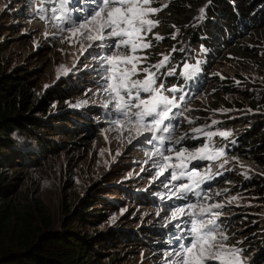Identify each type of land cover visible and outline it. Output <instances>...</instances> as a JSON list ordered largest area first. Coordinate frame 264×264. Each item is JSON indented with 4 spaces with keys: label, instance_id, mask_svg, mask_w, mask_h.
Segmentation results:
<instances>
[{
    "label": "rangeland",
    "instance_id": "374dc122",
    "mask_svg": "<svg viewBox=\"0 0 264 264\" xmlns=\"http://www.w3.org/2000/svg\"><path fill=\"white\" fill-rule=\"evenodd\" d=\"M95 2L98 0H92L90 6H85L82 12H78L75 10L74 0H69L67 8L71 23L66 24L62 19H56L62 15L59 11L60 0H0V40L6 39L9 42L13 63L37 69L38 94L41 96L49 89L55 95L59 89L68 88V84L75 83L76 87L69 89V93L62 97L53 96L46 103L50 105L51 115L71 116L81 127H85L72 138L68 137V130H64L58 123L62 130L49 129L45 137L50 143L67 142L65 149L59 152L51 150L48 144L49 152L40 154L39 160H36L38 166L16 172L18 179L12 195H16L19 207H24L33 215L32 229L42 232L59 230L66 212L73 213L81 200L87 198L92 202L87 205L88 209L103 216L87 218L93 220L92 223L80 222L79 227L73 229L77 235L85 237L86 234L97 232L92 235L95 238L100 233L110 231L133 232L142 241L140 246L125 247V244L118 245L115 239L109 245L103 238H97L90 250L94 258L99 259L102 264H108L113 253L107 251L111 250L116 252L114 254L118 260L115 264H165V254L178 246V237L182 235L181 229L175 225L181 224V228H187L188 225L183 222L190 219L184 216L172 220V211L188 203L204 206L222 203L223 209L213 211L222 212L221 227H226L229 236L226 243L242 250V264H263L264 258L259 261L258 256L264 253V243L258 247L256 240L264 235V194L258 195L255 189L245 187L241 179L260 175L264 171L242 158L232 156L225 144L236 136L235 133H246L250 129L261 130L256 122V113L242 99L245 90H249L252 95L264 94V60L256 59L254 64L251 58V65L240 66L236 60L237 45L231 52L224 51L208 70L202 71V74H209L198 93L189 95L187 100L184 99L185 91L165 93L169 97H176L175 103L179 105L172 108V112L176 113L171 121L173 132L157 131V139L152 143H147L146 138L153 133L145 132L138 140L133 139L129 143L134 135L128 131L132 125L116 111L111 94L101 90L105 67L102 66V61L93 58L104 55L107 50H101L94 45L81 55V44H86L87 41L81 36L72 37L67 30L73 24L83 22L89 10L95 7ZM161 3H164L163 0H157L153 6L159 7ZM53 9L57 11L53 12ZM160 12L155 17L159 20ZM160 26L153 31L162 36ZM258 31L254 29L237 43L240 48L247 47L258 58H262L264 34ZM151 35L149 34V38ZM160 42L161 40H154L151 48L138 52V55L148 56V60L140 67L156 64L152 63L151 58L156 44ZM169 54L171 56L172 51L164 53ZM203 63V52L200 48L196 49L188 55L184 64L198 66L199 71H190L185 76L182 75L185 71L184 64L171 56L166 66L159 70L158 76L161 77L164 73L173 76L180 70L181 76L189 80L194 74H200ZM61 66L68 71H59ZM170 71L171 74H167ZM143 75L140 73L138 78ZM216 80L222 84L233 83L236 87V92L225 97L226 104L218 107L209 98L212 95V81L215 83ZM157 82L160 83V79ZM105 103H108V107L103 106ZM132 111L135 112L136 109ZM245 115L252 119L242 120ZM116 120L122 121L123 127L116 124ZM149 120L151 117L146 118L145 123ZM195 128L202 129V132H193L192 129ZM208 132L217 134L209 140L205 135ZM221 132L229 135H219ZM79 135L85 140H75ZM161 136L164 137L163 144L159 139ZM169 136L173 139L169 140ZM181 136L185 139L176 144L175 139ZM72 140L85 145L78 147L69 144ZM204 144H208L213 152L223 149L224 154L215 160H198L195 165L188 164L189 170L195 166L202 175L210 172L213 178L205 180L197 189L200 196L191 192L179 193L186 196L185 199H179L176 195L178 187L188 183V180L186 177L171 180L172 169L157 176L159 165L165 163L163 157L156 154L157 150L171 156L170 162L176 164V150L183 147L191 151ZM168 149L172 151L169 152ZM176 170L179 172V169ZM205 194L207 196L204 198ZM232 197L236 199L233 200ZM101 198L105 200H99ZM164 205L166 209H162ZM160 227L167 231L171 229L170 232L173 233L172 238L168 233L161 237L163 240L160 242L165 245L156 248L154 246L159 245L160 235L151 231ZM171 240L177 242L171 243ZM149 243L155 244L154 248ZM117 246L121 248H116ZM96 252L102 256H96Z\"/></svg>",
    "mask_w": 264,
    "mask_h": 264
},
{
    "label": "trees",
    "instance_id": "16d2710c",
    "mask_svg": "<svg viewBox=\"0 0 264 264\" xmlns=\"http://www.w3.org/2000/svg\"><path fill=\"white\" fill-rule=\"evenodd\" d=\"M163 2L161 4H167L160 12V27L164 39L156 44V50L151 58L152 63H157L162 53L175 48L176 51H172L171 56L184 64L189 54L202 47L205 51V60L201 73L194 74L188 80L197 87V93L208 79L209 73L202 74V71L208 70L214 60L224 51L233 50L235 45L236 60L240 66L251 65V58L253 62L256 59L264 60V53L262 58H258L250 49L240 48L237 43L254 29L264 34V0H163ZM13 59L9 42L6 39L0 40V264H102L90 253L97 238H103L109 245L111 240L115 239L118 245L125 244V247L140 246L142 242L140 236L133 232L110 231L100 233L95 238H92V235L97 232L92 235L86 234L85 237L77 235L73 229L78 228L80 222L92 223L94 221L87 218L103 216L88 209L87 205L92 202L87 198L81 200L73 213L66 212L59 230L42 232L39 229H32L33 215L24 207H19L16 195H12L15 181L18 179L16 172L38 166L36 160H39L40 154L49 152L48 146L58 152L65 149L64 145L67 142H48L45 136L48 135L49 129L61 131L62 126L64 130H68V137L74 138V135L85 127H81L71 116L51 115L50 105L46 103V100L53 96L62 97L69 93V89L73 90L76 87L75 83L68 84V88L59 89L55 95L49 89L41 96L38 94L37 69L16 65ZM175 74L176 77L164 73L160 79L169 84L185 80L180 70ZM212 83V91L208 86L212 92L209 98L217 107L226 104L225 97L236 92L233 83L222 84L218 80ZM242 102L250 106L254 114L256 113L258 118L256 122L259 123L261 130L250 129L246 133H235L236 136L230 139L225 147L232 156L242 158L264 171V94L252 95L249 90H245ZM241 119L249 121L252 118L245 115ZM252 134L254 137L251 138ZM75 140L82 141L85 138L79 135ZM75 140L69 144L78 147L85 145ZM241 182L245 187L255 189L258 195L264 194V173L241 179ZM262 197L264 199V196ZM162 209H166V205ZM170 230L162 227L152 230L151 232L160 235L159 245L154 246L152 243L149 245L156 248L164 247L165 243L160 242L163 240L161 237L168 233L172 238L173 232ZM133 242L135 243L126 245ZM263 243L264 235H261L257 238L256 244L259 247ZM107 252L113 253L108 264H115L114 262L118 260L114 254L116 252L111 250ZM96 256L102 254L96 252ZM258 257L260 261L264 258V253Z\"/></svg>",
    "mask_w": 264,
    "mask_h": 264
},
{
    "label": "snow or ice",
    "instance_id": "6c2138e0",
    "mask_svg": "<svg viewBox=\"0 0 264 264\" xmlns=\"http://www.w3.org/2000/svg\"><path fill=\"white\" fill-rule=\"evenodd\" d=\"M156 3L157 0H98L95 2V7L89 10L83 22L73 24L67 29L72 37L81 36L87 41L86 44H81V55L93 48L94 45L101 50H107L104 55H97L93 58L102 61V66L105 67V75L102 77L104 84L101 90L111 94L115 101L116 111L127 118V122L132 125L128 131L134 135L129 139V143L133 139L138 140L145 132L153 133L146 138L147 143H152L157 139L155 135L157 131L173 132L174 127L171 121L176 113L172 112V108L179 107L175 103L176 97L165 95L166 92H175L177 89L175 87L166 88L162 80L160 83L157 82L160 79L158 72L170 61V54L162 53V59L156 64L140 67L148 60V56L146 54L138 55V52L151 48L154 40L164 39L153 30L158 28L161 23L155 17L163 8L167 7V4L154 7L153 5ZM68 4L69 0H60L59 11L62 15L56 17V19H62L66 24L71 23ZM55 11L57 9H53V12ZM201 12L203 13V9ZM149 34H152L151 38H149ZM96 42L100 43L96 44ZM172 51L174 52L176 49L173 48ZM85 66L87 67V65ZM183 67L185 71L182 75L185 76H188L190 71H199L198 66L184 64ZM59 71L66 73L68 69L61 66ZM140 73L144 74L142 78H138ZM167 74H171V71ZM141 93L148 95L142 96ZM103 106L108 107V103ZM132 109H136V111L133 112ZM148 117H151V120L145 123V119ZM166 121L169 123H165ZM115 123L123 127L122 121L116 120ZM192 131L202 132V129L195 128ZM216 134L208 132L205 135L210 140ZM219 135L229 134L221 132ZM196 138L192 137V139ZM159 139L163 144L164 137L161 136ZM168 139L172 140L173 137L169 136ZM183 139H185L184 136L176 138L175 143L179 144ZM167 151L170 152L172 149ZM156 154L162 156L165 161L164 164L159 165L160 170L157 176L172 169L171 180L187 178L188 183L180 184L178 193H176L177 198L185 199L186 196L179 193L191 192L195 196H200L197 189L205 183V180L213 178L210 172L207 175H202L195 166L189 170L188 164L198 160H215L224 152L223 149L213 152L208 144L191 151L181 147L175 152L176 164L171 163L172 157L165 155L164 152L157 150ZM176 169H179V172ZM232 199L235 200L236 197H232ZM223 208L224 204L222 203L208 206L188 203L173 210L172 220L184 216L190 219L183 222L188 225L187 228H181V224L175 225L181 229L182 235L178 237V246L165 254V264H242L240 256L242 250L226 243L229 236L226 227H221L222 212L213 211ZM167 257H174V259L168 260Z\"/></svg>",
    "mask_w": 264,
    "mask_h": 264
},
{
    "label": "clouds",
    "instance_id": "9594fccd",
    "mask_svg": "<svg viewBox=\"0 0 264 264\" xmlns=\"http://www.w3.org/2000/svg\"><path fill=\"white\" fill-rule=\"evenodd\" d=\"M210 185V184H209Z\"/></svg>",
    "mask_w": 264,
    "mask_h": 264
}]
</instances>
